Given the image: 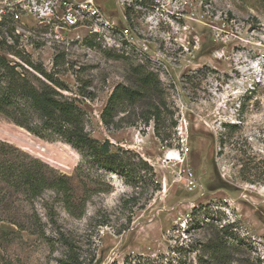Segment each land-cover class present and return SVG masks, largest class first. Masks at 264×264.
I'll return each mask as SVG.
<instances>
[{
    "label": "rangeland",
    "instance_id": "obj_1",
    "mask_svg": "<svg viewBox=\"0 0 264 264\" xmlns=\"http://www.w3.org/2000/svg\"><path fill=\"white\" fill-rule=\"evenodd\" d=\"M143 2L97 0L113 41L4 28L0 58L14 79L74 101L89 137L152 172L134 186L98 168L12 93L19 102L0 112V264H60L62 241L81 264H264V0ZM138 68L158 77L172 114L163 143L139 119L145 106L101 121ZM11 82L0 61V87ZM39 174L68 178L73 215L55 192L33 195L26 179Z\"/></svg>",
    "mask_w": 264,
    "mask_h": 264
},
{
    "label": "trees",
    "instance_id": "obj_2",
    "mask_svg": "<svg viewBox=\"0 0 264 264\" xmlns=\"http://www.w3.org/2000/svg\"><path fill=\"white\" fill-rule=\"evenodd\" d=\"M143 1L141 0L142 3H144ZM125 14L129 18L130 10H126ZM0 61L3 63L4 70L11 72L12 76V82L8 85L10 88L3 89L0 87V112L5 113L6 110L19 102L16 96L12 95V93H17L38 114L43 127L50 130L53 136L70 144L78 152L88 153L98 168L117 172L127 182L133 183L134 186L139 183L144 185L148 181L146 175H149L152 169L137 155H132L129 151L120 152L117 150L114 152L108 141L101 143L88 136L82 124V111L74 101L63 99L61 95L54 94L47 87L37 89L25 80H19L14 72V67L7 66L2 58H0ZM133 71L134 80L131 86L117 85L113 89L101 112V121L105 126H109L114 123L115 117L123 111V108L136 105L145 106L139 119L145 125L153 122L154 135L163 143L167 137L166 131L168 129L165 121L172 114L165 106L164 96L160 88L161 83L158 77L151 72L142 71L141 68ZM15 76L18 78L14 79ZM58 96L59 99L56 98ZM171 126L173 127L174 124H171ZM235 128V126H232L231 130ZM26 182L33 195H38L44 190L55 192L64 208L69 214L73 215L71 186L67 177L58 175L48 179L43 174H39L37 178L29 175ZM225 235L228 239L233 238L232 234L227 232ZM62 243L68 249L59 263L81 264L72 252L71 245L63 241ZM214 247L218 250L217 252L223 249L222 245L217 246V242H215ZM125 264L134 263L126 261Z\"/></svg>",
    "mask_w": 264,
    "mask_h": 264
},
{
    "label": "built area",
    "instance_id": "obj_3",
    "mask_svg": "<svg viewBox=\"0 0 264 264\" xmlns=\"http://www.w3.org/2000/svg\"><path fill=\"white\" fill-rule=\"evenodd\" d=\"M30 22L46 26L58 43L60 31L80 30L107 41H113L116 33L115 24L106 18L97 0H0V43L4 28L20 35L19 29Z\"/></svg>",
    "mask_w": 264,
    "mask_h": 264
},
{
    "label": "bare ground",
    "instance_id": "obj_4",
    "mask_svg": "<svg viewBox=\"0 0 264 264\" xmlns=\"http://www.w3.org/2000/svg\"><path fill=\"white\" fill-rule=\"evenodd\" d=\"M5 133V132H4ZM7 135V133H5ZM14 137V136H12ZM166 160H179L178 154L174 151H169L166 153Z\"/></svg>",
    "mask_w": 264,
    "mask_h": 264
}]
</instances>
